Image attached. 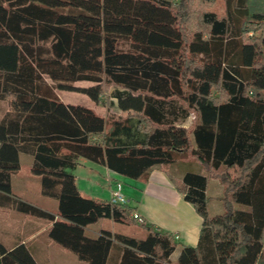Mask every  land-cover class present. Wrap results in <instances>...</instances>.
I'll return each instance as SVG.
<instances>
[{
    "label": "trees",
    "instance_id": "1",
    "mask_svg": "<svg viewBox=\"0 0 264 264\" xmlns=\"http://www.w3.org/2000/svg\"><path fill=\"white\" fill-rule=\"evenodd\" d=\"M195 1L0 0V208L50 224L49 239L84 264H264V13L247 17L238 0L246 22L205 14V35ZM110 89L112 108L128 117L56 93L100 105ZM21 154L34 158L30 173L57 212L14 195ZM182 155L205 171L173 179L203 220L196 247L173 262L174 238L145 223V239L86 235L104 220L139 222L129 203L82 196L70 172L81 159L138 181ZM209 179L223 186L216 216ZM0 264L37 263L25 244H0Z\"/></svg>",
    "mask_w": 264,
    "mask_h": 264
},
{
    "label": "crops",
    "instance_id": "2",
    "mask_svg": "<svg viewBox=\"0 0 264 264\" xmlns=\"http://www.w3.org/2000/svg\"><path fill=\"white\" fill-rule=\"evenodd\" d=\"M57 96L63 102L58 93ZM3 105L0 104V118L8 110V107ZM33 161L34 158L30 155H20L21 170L18 174L12 176L13 193L17 198L38 207L40 205L31 200L32 196L35 197L32 198L34 200L41 198L45 199V201H51V209H46L42 206L40 208L50 212H57L58 202L44 197L41 193V177L28 174ZM24 162L26 165H24ZM188 165L192 166L188 167ZM193 165H195V168ZM23 168H26L24 176L21 174ZM191 168H194V173H205L201 165L186 156L166 168L153 169L145 178L138 181L121 178L108 168L86 159H81L78 167L70 172L76 178L77 186L82 196L89 199L110 200L115 184L122 183L124 185V194L134 213L138 214L145 224L174 238L176 250L171 256V260L176 262L183 246L196 247L198 245L203 226L201 216L197 213L194 206L185 200L184 195L176 189L173 183V179L182 180L185 174L191 172L189 171ZM22 178H26L27 182H21ZM104 179L107 182V188H104L99 183V181ZM222 197L223 186L220 181L209 179L207 198L208 210L211 216L223 213ZM15 221H19L18 226L15 225ZM138 226L140 227L141 224L139 223ZM50 227L51 225L45 221L26 217L13 209L0 208V234L5 230L3 236L14 238V241H11L12 244L9 241L7 244L0 238V244L8 251L13 250L18 244H25L37 264H84L76 256V260H73L70 254L65 252L67 250L49 239L48 229ZM140 229V232L145 233L141 227ZM102 230L105 229L97 228L92 233L93 237L91 238H98ZM108 231L120 234L113 230ZM147 235L148 233L145 238ZM177 236L178 239L175 238ZM173 257H176L175 259L177 260L174 261Z\"/></svg>",
    "mask_w": 264,
    "mask_h": 264
},
{
    "label": "rangeland",
    "instance_id": "3",
    "mask_svg": "<svg viewBox=\"0 0 264 264\" xmlns=\"http://www.w3.org/2000/svg\"><path fill=\"white\" fill-rule=\"evenodd\" d=\"M228 2H229V6H228ZM238 5H239L238 0H196L195 1V7H196L195 29L202 31L205 35L208 34V30L205 28L202 18L205 14H209V13L215 14L218 18H226L229 15V12L231 11L234 14L235 18H238L242 24L245 23L247 18H245V16L244 17L240 16L238 12L236 11V7ZM246 10L248 13V15H246L247 17H251L253 14H256V13H264V0H247ZM257 35H260V33H258ZM78 86L88 87L90 86V84L86 82H82V83H79ZM111 92H112V89L106 91L105 95L102 97L100 105H95L87 96L82 95V94L72 93V92H56V93H58L59 96H61V98L63 99V102L70 104V105H80V106L91 108L106 118L112 114H119L121 115V117H128L129 114H123L119 112L117 108H112V105H111L112 101L110 99ZM191 123H192V120H189L186 126L189 127ZM183 158H185V155L181 156V159ZM24 165H26L25 162H24ZM189 166H192V165H188V167ZM193 166L195 168V165ZM194 168H191L189 171L193 172ZM21 174H23L22 176L26 174V168H23V171L21 172ZM28 174H30V176H33L31 175V173H28ZM21 182L25 183L27 182V179L22 178ZM99 183L104 188H107V185H106L107 182L105 181V179L102 181H99ZM32 198H35V197L32 196L31 200L37 205H40V207L42 206L46 209H51L50 208L51 201H45V199H41V198H39L38 200L37 199L34 200ZM15 222H16L15 225L18 226L19 221H15ZM97 228H102L105 230H113L116 233L124 234L129 237H133L137 239H145V236L147 234L146 232L145 233L140 232L141 229L139 226L127 227L121 224L113 223L108 220H104L100 222L98 225H96L95 227L89 228L86 232V235L88 237H93L92 233H94V231ZM1 233L2 234H0L1 235L0 238L5 243L7 242L8 244V241L9 242L14 241V238L10 236H3L5 234V230H3V232ZM39 239H41V237H39ZM12 242L10 244H12ZM65 252L70 254L73 260H76V257L73 253H70L68 251H65ZM175 258L176 257H173L174 261L177 260Z\"/></svg>",
    "mask_w": 264,
    "mask_h": 264
},
{
    "label": "built area",
    "instance_id": "4",
    "mask_svg": "<svg viewBox=\"0 0 264 264\" xmlns=\"http://www.w3.org/2000/svg\"><path fill=\"white\" fill-rule=\"evenodd\" d=\"M110 200L115 204L126 205L129 203L127 197L124 194V185L122 183H116L111 192ZM132 217L136 219L140 224H143L144 221L136 213H133ZM178 239V236L175 237Z\"/></svg>",
    "mask_w": 264,
    "mask_h": 264
}]
</instances>
